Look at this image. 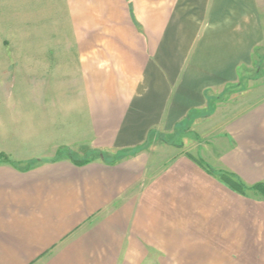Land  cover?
I'll list each match as a JSON object with an SVG mask.
<instances>
[{"label":"crops","instance_id":"0c3cea01","mask_svg":"<svg viewBox=\"0 0 264 264\" xmlns=\"http://www.w3.org/2000/svg\"><path fill=\"white\" fill-rule=\"evenodd\" d=\"M64 9L70 54L55 51L59 38L38 58L45 72L78 77L65 93L81 94L72 109L100 157L0 161V264H264V198L188 154L155 164L147 144L214 99L215 114L214 94L240 84L264 44V0H65ZM245 92L218 159L254 185L264 182V82Z\"/></svg>","mask_w":264,"mask_h":264},{"label":"rangeland","instance_id":"374dc122","mask_svg":"<svg viewBox=\"0 0 264 264\" xmlns=\"http://www.w3.org/2000/svg\"><path fill=\"white\" fill-rule=\"evenodd\" d=\"M64 6L65 0H0V161L31 166L40 158L52 159V154L83 160L100 157L88 142L91 127L84 113L72 109L81 94L65 93L78 86V77L59 67L50 74V63L38 58L45 49L43 41L49 45L59 38L63 39L62 46L54 47L55 51L70 54L64 46L66 37L70 38L64 27ZM255 59L243 70L237 87L214 94H220L215 114L214 99L209 109L199 116L192 113L174 131L151 135L147 144L155 164L184 153L227 178V170L218 159L224 149L219 137L227 118L240 112L238 107L247 101L245 90L264 82V44L257 49ZM69 96L71 100L66 101ZM246 193L263 198L257 189L248 188Z\"/></svg>","mask_w":264,"mask_h":264},{"label":"trees","instance_id":"16d2710c","mask_svg":"<svg viewBox=\"0 0 264 264\" xmlns=\"http://www.w3.org/2000/svg\"><path fill=\"white\" fill-rule=\"evenodd\" d=\"M97 152H99V151H97ZM103 155L106 156L105 154H103ZM69 159L74 161V162H76V163H86V162L91 161L90 159L89 160H83V159L74 158L72 156ZM226 174H227L226 175L227 178L225 176H220V177L223 180H225L227 182V184H229L233 189H235V190H237V191H239V192H241L243 194H247L246 190L248 188L257 189V190H259V191H261L263 193V198H264V182H259V183H256L254 185H248L239 176H237L235 173H233L231 171H227ZM232 178H234V179H232Z\"/></svg>","mask_w":264,"mask_h":264}]
</instances>
